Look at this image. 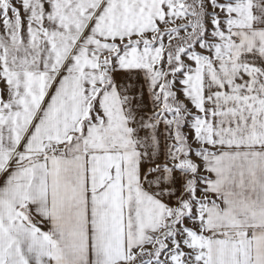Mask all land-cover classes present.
I'll use <instances>...</instances> for the list:
<instances>
[{
    "label": "snow or ice",
    "instance_id": "snow-or-ice-1",
    "mask_svg": "<svg viewBox=\"0 0 264 264\" xmlns=\"http://www.w3.org/2000/svg\"><path fill=\"white\" fill-rule=\"evenodd\" d=\"M0 264H264V0H0Z\"/></svg>",
    "mask_w": 264,
    "mask_h": 264
}]
</instances>
